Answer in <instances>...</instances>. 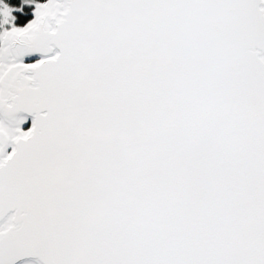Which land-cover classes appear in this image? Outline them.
<instances>
[{"label": "snow or ice", "instance_id": "6c2138e0", "mask_svg": "<svg viewBox=\"0 0 264 264\" xmlns=\"http://www.w3.org/2000/svg\"><path fill=\"white\" fill-rule=\"evenodd\" d=\"M27 3L0 7V264H264V0Z\"/></svg>", "mask_w": 264, "mask_h": 264}, {"label": "trees", "instance_id": "16d2710c", "mask_svg": "<svg viewBox=\"0 0 264 264\" xmlns=\"http://www.w3.org/2000/svg\"><path fill=\"white\" fill-rule=\"evenodd\" d=\"M0 1L13 9L12 16L15 17L14 23L16 26L21 27L31 19V14L35 8V4L24 3V0H0ZM0 30H1V15H0Z\"/></svg>", "mask_w": 264, "mask_h": 264}, {"label": "rangeland", "instance_id": "374dc122", "mask_svg": "<svg viewBox=\"0 0 264 264\" xmlns=\"http://www.w3.org/2000/svg\"><path fill=\"white\" fill-rule=\"evenodd\" d=\"M4 5L5 4L0 1V7H3ZM2 22H3V16L1 15V30H3V28H11L12 24L3 25Z\"/></svg>", "mask_w": 264, "mask_h": 264}, {"label": "water", "instance_id": "95a60500", "mask_svg": "<svg viewBox=\"0 0 264 264\" xmlns=\"http://www.w3.org/2000/svg\"><path fill=\"white\" fill-rule=\"evenodd\" d=\"M33 18H34V10L32 11V14H31V19H33ZM31 19H30V20H31ZM30 20H29V21H30ZM29 21H28V22H29ZM28 22H27V23H28ZM27 23H25V24L22 25L21 27L25 26ZM29 123H30V121H29Z\"/></svg>", "mask_w": 264, "mask_h": 264}, {"label": "clouds", "instance_id": "9594fccd", "mask_svg": "<svg viewBox=\"0 0 264 264\" xmlns=\"http://www.w3.org/2000/svg\"><path fill=\"white\" fill-rule=\"evenodd\" d=\"M24 3H27V0H24ZM21 7H23V6H21Z\"/></svg>", "mask_w": 264, "mask_h": 264}]
</instances>
